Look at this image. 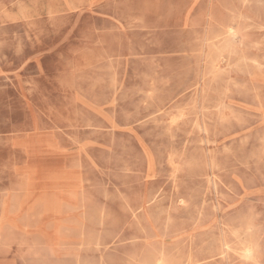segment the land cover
Returning <instances> with one entry per match:
<instances>
[{"label":"rangeland","instance_id":"rangeland-1","mask_svg":"<svg viewBox=\"0 0 264 264\" xmlns=\"http://www.w3.org/2000/svg\"><path fill=\"white\" fill-rule=\"evenodd\" d=\"M3 223L54 264H264V0H0Z\"/></svg>","mask_w":264,"mask_h":264},{"label":"crops","instance_id":"crops-1","mask_svg":"<svg viewBox=\"0 0 264 264\" xmlns=\"http://www.w3.org/2000/svg\"><path fill=\"white\" fill-rule=\"evenodd\" d=\"M21 230L14 231L16 238L25 239L28 242L37 240L38 243L29 250L26 245H20L17 242L8 246L0 244V264H54L55 255L39 243L36 233L32 231L26 235Z\"/></svg>","mask_w":264,"mask_h":264},{"label":"bare ground","instance_id":"bare-ground-1","mask_svg":"<svg viewBox=\"0 0 264 264\" xmlns=\"http://www.w3.org/2000/svg\"><path fill=\"white\" fill-rule=\"evenodd\" d=\"M227 32H228V34H233L234 30L231 28V29H228ZM18 226L20 227V229L18 227H15V226L9 224V223L0 224V244H2L4 246H8V245H11V244L17 242L20 245H26L28 247V250L32 249L38 243V241L36 240L33 242H28L25 239L16 238L14 231L21 230L23 228H27V227H24L21 225H18ZM54 243L57 245H60L59 244L60 242L56 239L54 240ZM44 246L50 251L51 254H53L51 247H50V244H49V238L48 237H45ZM247 252L249 254H251L252 250H248Z\"/></svg>","mask_w":264,"mask_h":264}]
</instances>
